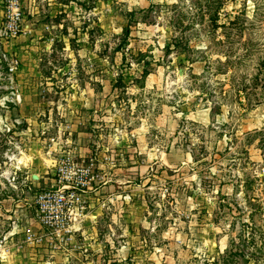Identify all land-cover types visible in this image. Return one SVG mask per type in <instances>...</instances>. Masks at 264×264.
<instances>
[{
	"label": "rangeland",
	"instance_id": "1",
	"mask_svg": "<svg viewBox=\"0 0 264 264\" xmlns=\"http://www.w3.org/2000/svg\"><path fill=\"white\" fill-rule=\"evenodd\" d=\"M23 2L9 39L0 0V264H264V0Z\"/></svg>",
	"mask_w": 264,
	"mask_h": 264
},
{
	"label": "built area",
	"instance_id": "2",
	"mask_svg": "<svg viewBox=\"0 0 264 264\" xmlns=\"http://www.w3.org/2000/svg\"><path fill=\"white\" fill-rule=\"evenodd\" d=\"M4 18L1 23V34L3 37L15 39L24 31V2L23 0H4ZM15 62V61H14ZM14 70V67H11ZM88 171L91 167L87 168ZM50 199L51 207L42 206L40 212L41 223L47 227L62 230L66 228L70 221L71 209L75 207L76 202L80 201L78 193L74 190L49 192L41 196V199ZM43 205V204H42Z\"/></svg>",
	"mask_w": 264,
	"mask_h": 264
},
{
	"label": "trees",
	"instance_id": "3",
	"mask_svg": "<svg viewBox=\"0 0 264 264\" xmlns=\"http://www.w3.org/2000/svg\"><path fill=\"white\" fill-rule=\"evenodd\" d=\"M221 1V0H220ZM215 4V3H214ZM219 4H220V2H219ZM210 7H215V5H213V4H210L209 5ZM214 22H216L215 21V19H214ZM217 26V24L215 25V27ZM217 28V27H216ZM179 46V45H178ZM264 66V62H262L261 63V65H260V67H263ZM261 74H262V72H260L259 71V73H257V75L254 77H252L251 78V80H252V82H253V84H254V87H253V89H255V88H257L258 87V85H259V83H260V81H263L264 80V77H261ZM250 88V85H245L244 86V88L243 89H241L242 90V92H247V90ZM247 97H248V94H247ZM249 102H250V100H249ZM233 249V248H232ZM232 249H230L229 250V252H231V255H242V253L239 251V250H237V251H232ZM228 252V253H229Z\"/></svg>",
	"mask_w": 264,
	"mask_h": 264
},
{
	"label": "crops",
	"instance_id": "4",
	"mask_svg": "<svg viewBox=\"0 0 264 264\" xmlns=\"http://www.w3.org/2000/svg\"><path fill=\"white\" fill-rule=\"evenodd\" d=\"M26 1H27V0H26ZM45 2H46V1H45ZM42 6H44V4H43ZM25 7H33V6H32V3H26V4H25ZM44 7H46V4H45ZM25 27H28V28H29L28 25L25 26ZM30 32H31V30H29L28 34H30ZM28 34H27V35H28ZM19 38H21V37H19ZM24 38H27V36H26V37L24 36Z\"/></svg>",
	"mask_w": 264,
	"mask_h": 264
}]
</instances>
